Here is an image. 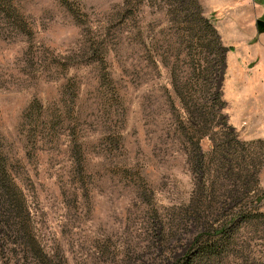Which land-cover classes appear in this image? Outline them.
Wrapping results in <instances>:
<instances>
[{"label": "rangeland", "instance_id": "obj_1", "mask_svg": "<svg viewBox=\"0 0 264 264\" xmlns=\"http://www.w3.org/2000/svg\"><path fill=\"white\" fill-rule=\"evenodd\" d=\"M257 18L264 0H0L26 195L17 228L0 204V264H183L224 234L196 264H264Z\"/></svg>", "mask_w": 264, "mask_h": 264}, {"label": "trees", "instance_id": "obj_2", "mask_svg": "<svg viewBox=\"0 0 264 264\" xmlns=\"http://www.w3.org/2000/svg\"><path fill=\"white\" fill-rule=\"evenodd\" d=\"M14 148L7 145L5 136L0 132V200H2L0 204H2L1 207L7 213L8 219H6V222H9L10 225L11 221H14L12 218L13 212L17 211L20 213L26 208V195L21 187L16 169V163L23 160V157L20 154V150H15ZM233 217V219L245 221L250 216L247 214V210L241 208ZM13 226L17 228L18 222L14 221ZM228 240L227 235L224 234L218 239H209V242H203L198 250L183 264H196L198 260L206 256H217L221 253L220 249L227 244Z\"/></svg>", "mask_w": 264, "mask_h": 264}, {"label": "water", "instance_id": "obj_3", "mask_svg": "<svg viewBox=\"0 0 264 264\" xmlns=\"http://www.w3.org/2000/svg\"><path fill=\"white\" fill-rule=\"evenodd\" d=\"M257 28L260 32L264 33V19L263 18H257L256 19Z\"/></svg>", "mask_w": 264, "mask_h": 264}]
</instances>
